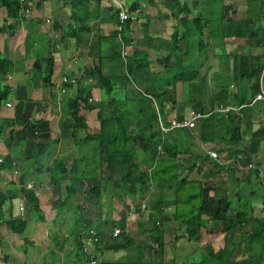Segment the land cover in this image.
I'll return each mask as SVG.
<instances>
[{
    "label": "crops",
    "instance_id": "obj_1",
    "mask_svg": "<svg viewBox=\"0 0 264 264\" xmlns=\"http://www.w3.org/2000/svg\"><path fill=\"white\" fill-rule=\"evenodd\" d=\"M19 1L23 9L17 28L10 34L0 33L2 59L14 64V69L6 76L0 74V91L4 88L10 90L8 101L0 108V124L3 121H17L19 129L21 122H35L38 124L36 130L39 128L41 133L43 126L49 123L52 130L49 136L44 134L42 139L34 136L36 130H32L21 143L1 140L0 170L2 165H7L14 173L13 163L17 172L21 171L22 165L27 167L36 142H39L38 147L52 146V150L62 141L72 145L74 142L70 139L71 134H68L72 121L62 112L67 110V101L76 98L79 92L90 94L92 103L101 105L105 102L107 99L100 74L113 80V95L120 100L127 90L145 93L153 85L156 88L160 86L162 93L168 96L166 101H162L164 112L159 117L164 126L187 119L191 111L197 112L199 108L214 112L220 105L239 109L234 112L240 115L241 131L235 134L232 144L226 141L201 143L196 137L195 146L200 150L197 147L193 150L196 153L190 160L195 166L191 167L189 174L199 176V179L190 177V180L202 184V201L205 202L201 216L203 226L198 234L192 237L187 235L186 227L174 218L177 207L172 204L164 203L161 214L157 213L155 220L160 228L156 234L150 227L152 223L146 225L149 219L146 215L145 221L138 214L136 219L130 221L124 212L121 215L122 212L117 211L112 220L92 222L101 240L95 250L99 264H199L203 256L217 253L224 247L223 222L234 219L243 208H247L249 215L244 227H252L253 223L259 221L264 224V105L254 103L257 95H264V46L256 47L260 45L256 42L259 36L252 41L239 36V33L231 37L233 32L240 31L231 22L241 23L248 19L247 0H120L132 17L121 33L118 31L116 9L110 0ZM5 16L6 10L0 5V24ZM258 28L264 30V19ZM123 48L130 54L128 66L121 57ZM51 57L54 59L52 84L56 87L53 98L50 89L43 84L44 75H40L38 81L33 80L32 75L38 58L47 61ZM126 66L128 69L125 71ZM125 73L132 84L130 87L123 86ZM64 77L77 82L75 85L64 84ZM8 105L12 107L8 108ZM99 108L86 113L90 134L99 131ZM200 123L196 126L198 130ZM61 127L66 131V138L62 141L58 134ZM9 130H6V135ZM224 134L221 129V135ZM240 137L243 142L239 143ZM211 151L218 153V160L209 157L208 152ZM37 154L38 151L34 154L33 164ZM45 155L46 150L40 158L43 164V160L47 162L51 158V153ZM23 159L26 161L23 162ZM249 165L254 168L249 170ZM35 170L27 167L25 172L34 173ZM41 176L45 178H37L39 190H49L46 185L55 186L50 184L49 174ZM14 180L8 183L13 187L11 189L17 190L20 197V200L17 197V201L25 204L18 193V182L16 185ZM64 182L67 181H60L57 185ZM236 185L249 189L251 201L245 207H242V199L234 189ZM103 186L104 193L107 187L114 189L111 182H104ZM231 188L235 193L230 202L226 195L229 196ZM219 191H223L222 195H219ZM208 194L210 198H207ZM42 196L44 198L45 195ZM43 198L38 199V203L44 221H39L28 207L27 217L23 216L24 210L19 214L16 200L6 204V218L23 217L27 227L21 236H15L4 227L6 234L13 238H5L4 246L1 245L0 264H89L79 249L78 226H72V241L63 239L62 244L53 237L54 233H43L40 226L49 223L46 213L53 209L52 205L42 201ZM161 199L164 201L163 197ZM59 200L60 197L57 203ZM150 203L148 200L149 208ZM128 204L135 206L133 200H125V204L121 205L126 212ZM61 207L63 205L59 203ZM110 207L116 209L115 206ZM178 207L181 208V205ZM148 210L150 212L152 209ZM119 216H122L121 219ZM257 225L259 227L260 224ZM125 228L131 232L127 237L135 239L136 244L116 250L117 245L124 242L117 241L119 238L113 237V232ZM237 236L243 239L238 242L235 259L242 258L240 262L233 259V264H260L261 261L253 262L250 259L262 254L263 247L255 240L251 253L239 252L247 250V247L243 234L238 232ZM155 238H159V242ZM166 239L170 244L165 242ZM144 250L148 257L144 255ZM198 251L199 256H194Z\"/></svg>",
    "mask_w": 264,
    "mask_h": 264
},
{
    "label": "trees",
    "instance_id": "obj_2",
    "mask_svg": "<svg viewBox=\"0 0 264 264\" xmlns=\"http://www.w3.org/2000/svg\"><path fill=\"white\" fill-rule=\"evenodd\" d=\"M247 2L248 19L241 23L231 22V25H235V28L240 30L233 32L231 37L239 33V36L252 41L259 36L256 42H259L260 45H256V47L264 46V30L258 28L261 20L264 19V0H247ZM0 5L6 10V16L0 24V33L10 34L11 31H15L17 28L23 5L19 0H0ZM127 66L125 71L128 69ZM13 69V62L2 59L0 52V74L6 76ZM33 70L34 72H40V75H44L43 84L50 89V96L53 98L56 93V87L52 84L54 59L51 57L46 61L38 58ZM128 79L126 74V78L123 79L124 87L132 86ZM100 82L107 100L101 104L97 113L100 126L98 132L91 134L88 132L86 112L91 108L90 94L85 95L79 92L76 98L67 101V115L72 121V126L69 129L71 130L70 139L79 148L81 158L65 161L53 160L52 163L45 165L40 161V158L46 146H39L34 164L36 170L34 173H27L20 177L18 181L19 195L22 196L25 204L37 216L38 220L44 221V214L39 208L35 193L26 188L27 184L32 182L38 190L40 184L35 179L40 175L49 174L51 185H57L60 181L69 183L65 190L66 196L59 200L63 207H67L69 202L75 200L80 190L79 186L84 185V183L89 187L91 196L101 201L104 196L103 183L111 182L124 202L127 199L134 198L136 212L145 221L142 204L148 201L146 199L149 195L152 194V197L154 194L153 202L151 200L150 203V208L154 213L151 214L146 225L152 223L151 229L156 234L155 232L159 229V226L155 219L158 216L157 213L161 214L164 205L161 197L163 194L168 197L173 193L176 198L170 204L177 207L174 218L186 227V233L189 237L197 235L198 230L203 226L201 216L205 202L202 201V184L192 181L188 177L191 167L194 168L195 164L193 162L187 163L186 159L190 160L196 153L193 151L195 150L193 145H195L196 137L200 139L201 143L235 142V134L241 131L240 115L236 112L222 115L221 113L199 108L197 112L209 115L199 124V130L195 127L192 130H175L163 135L158 125V119L160 115L163 116L164 112L162 101H166L168 96L166 93H162L160 86L156 88L153 85L152 89L145 93L133 89L127 90L124 98L120 100L113 95L114 84L112 79L100 74ZM65 84L68 85V83ZM9 93L8 88L0 91V108L8 101ZM242 95L245 96V94ZM20 125L21 127L18 129L19 123L17 121L1 122L0 141L5 139L13 143L24 142L29 130H36L38 124L35 122L31 124L21 122ZM8 128H10L9 134L6 135ZM221 129L225 132L223 136L221 135ZM79 132L86 133L85 138H79L81 137L78 134ZM237 142H243V138L240 137ZM91 144H94L95 147H90ZM137 151L143 152L146 156L142 162L135 155ZM141 166H144V169ZM80 167H83L84 172H80L82 170ZM9 169V166L2 165V171ZM85 174L87 176H84ZM10 182L12 183L13 180L10 179ZM194 188H198L199 192L189 194L185 201H181L178 195ZM8 192L7 194L0 191V229L6 227L15 236H21L26 230L27 222L23 218H13L12 216L9 219L6 218V204L12 203L18 197L15 189H10ZM179 205H181V208L178 207ZM187 207H189V211L186 212L184 208ZM246 209L243 208L244 211H239L234 219L223 222L224 247L217 253L211 252L203 256L199 264H233V259L238 254L236 249L239 242L238 232L242 233L245 240L249 241V245L246 243L247 250H239V252L251 253L253 251L251 250L253 241L264 242V234L260 232L264 230L263 221L253 223V228L243 226L249 216ZM228 210H230V206ZM82 213L77 221L80 230L93 228L92 221ZM224 217L226 218V216ZM257 224H260V226L254 230ZM1 237L0 233V248L2 244ZM120 237L117 241L124 243L117 245L116 250L135 246V239L124 234ZM155 239L159 242V238ZM149 245L148 247H150ZM258 256L261 257L260 264H262L264 262V246L262 254H258Z\"/></svg>",
    "mask_w": 264,
    "mask_h": 264
},
{
    "label": "rangeland",
    "instance_id": "obj_3",
    "mask_svg": "<svg viewBox=\"0 0 264 264\" xmlns=\"http://www.w3.org/2000/svg\"><path fill=\"white\" fill-rule=\"evenodd\" d=\"M33 52H35V51H33ZM38 53H40V52H38ZM191 53H192V51H191ZM43 67H44V65L42 66V68ZM32 75H33V80H37L38 81L40 79V72L39 73L38 72H34V70H33ZM170 87H172V86H170ZM98 106L101 107L100 104L91 102L90 103V107L92 109L90 108V110H88V112H86V113H89V112L93 111L94 109H97ZM62 113L66 115V114H68V111L64 110V112H62ZM57 115H59V111H58ZM67 117H68V115H67ZM63 119H65V118H63ZM62 125H64V124H62ZM92 126H93V123L91 124V127ZM50 130H52V125L50 126L49 123H46V125L43 126V129H42L41 133L39 132V128H38L36 130V132H33V134L38 139H42V138H44V134L46 136H49ZM29 131H32V130H29ZM59 131H60L58 133L59 134V138H60L59 140L62 141V139L66 138L65 137L66 136L65 135L66 131L62 127H61V129H59ZM68 134H71V130H69ZM78 134L81 136L79 138H81V139L85 138L84 136L86 135V133L79 132ZM52 138H53V136H52ZM38 144H39V142H36V144H35L36 145V149L33 150L32 157L27 160L28 161V166L27 167H29L31 170H33V168H35V165L33 164V159H34V154L39 150L38 149L39 148ZM216 144H219V143L217 142ZM202 145L205 146L207 144H202ZM90 147H95V145L91 144ZM195 147H197L198 150H200L197 145L196 146L193 145V148L196 150ZM45 150H46V155L44 157H46L48 153H51V158L47 159V162H46V160H43V158H42L41 160H43L44 164H47L49 162V160L52 161L53 159H57L59 161H65V160H75V159L81 158V154H80L79 148L77 147L76 143H73L72 145H70L69 143L62 141L60 146L54 147L53 150H52V146H47L45 148ZM135 155H136V157L138 158L139 161L142 162L143 160H145L146 156L144 155L143 152L137 151ZM1 156H2V154H0V157ZM186 160H187L186 161L187 163H189V164L191 163V160H189V159H186ZM25 161H26V159H23V162H25ZM83 164H84V162H83ZM27 167L25 165H22V169H21V171H18L17 175H15L13 173V171L10 170V169L7 170V171H3V172H6L5 174L0 173V179H1V181H0V191H3V192L8 194L9 193L8 190L13 188L12 186L9 185V183H11L9 181V179H11V180L15 179L16 181L15 180L14 181H15V183L17 185V182L19 181L20 177H22L23 175L27 174L25 172V169ZM141 167L144 169V166H141ZM82 168L83 167H80V169H82ZM0 171H2V170H0ZM80 172H84V169H82ZM84 176H87V174H85ZM188 177H192V178H196V179L198 178L199 179V176L197 177V174H194V177L192 175L191 176L189 175ZM43 178H45V176H41V177L39 176L40 180H43ZM35 180L37 181V178ZM68 185H69L68 182L59 183V185H55L53 187H50V185H46L47 187H49V190H47V189H45V191L39 190V197L37 198V199H41V198H43L42 195H45L42 201H45L47 204L52 205L51 207L53 209L51 210V212H49L48 214L46 213V216L48 217L49 223L47 222L46 224H41L40 227L43 229V233L44 232L48 233V231L51 234L54 233L53 237H55V239H58L60 244H62V240L63 239L67 240L69 242L72 241V234H71V231L73 230L72 226H74V225H75V227L78 226L76 224V221H78L80 219V217H81L80 215H81L82 212H83L82 215H84L87 219L92 221L94 224L96 222L101 221V220H112L113 216L116 215L117 211L119 213L122 212L121 215L124 212L127 217H130V219H131L130 221H133L134 219L137 218V214L138 213L136 212V206H133V204H132V206L130 204H128L129 209L126 212L125 211V207H123L121 205L122 203L124 204L125 202L120 197V195L116 191V189H109L107 187L106 190H105L103 198L101 199V201H99V200H97V198L91 196V193L89 191V187L85 183H84V185L79 186L80 190L78 191V194H77L75 200H72L71 202H69L67 208H63V207L59 208V203L60 202L57 203L58 198L59 197L60 198H64L66 196L65 188ZM220 188H221V186H220ZM234 189L237 190L238 196L242 199L241 200L242 201V207L243 206L245 207V205L251 201V196L249 194V189L244 187V185L243 186L236 185V186H234ZM234 189L231 188V190H230L231 192L228 191L229 192V196H228V194L226 195L227 197H229V201L230 202L232 200L233 194L235 193ZM221 190H222V188H221ZM47 191H48V193H47ZM44 192H46V194H44ZM198 192H199V189L198 188H194V189H191L190 191H187L186 193L183 192V193H181V195L179 194L178 197L181 199V201H185V199L187 198V196H189V194H195V193H198ZM150 193H151V191H150ZM207 193H209V191ZM222 193H223V191L222 192L219 191V195H222ZM151 195H149V197L146 200L150 199V201H151L154 198V194H153L152 197H151ZM224 195H225V193H224ZM162 197L164 198L163 202L167 203V204H170L176 198V196L173 193H171L168 197L163 194ZM19 198L20 197L18 196V199ZM207 198H210L209 194H208ZM111 199H113V200H111ZM133 199H131V200H133ZM14 200H16L15 204H16V209H17L18 213L22 214V211L24 210L23 211L24 212L23 216L27 217L26 216L27 215L26 214L27 213V210H26L27 206L25 204L21 203L20 201H17V198L14 199ZM122 200H123V202H122ZM54 201H56V202H54ZM133 202H134V200H133ZM61 204L62 203H60V205ZM70 205H72V206L70 207ZM111 205L115 206L116 209H112L110 207ZM21 207H23L22 211H21ZM7 208H8V206L5 207V211H6V216L8 217ZM184 209H185L186 212L189 211V207L184 208ZM151 211L152 210H150V212H147V214H151ZM241 211H244V210H241ZM121 217L122 216H119V219H121ZM130 221H129V224L131 226V222ZM152 226L153 225L151 224L150 227L152 228ZM159 228H160V226H159ZM252 228H253V226H252ZM257 228H258V226L256 225L254 230H256ZM131 229H132V227H131ZM0 232H1V235H2L1 238L3 239V243L2 244L4 246L5 238H9V240H10L13 237L11 235H9V233L6 234V231L4 230V227H2L0 229ZM260 232L264 234V230H262ZM241 239L242 238H240L239 241ZM143 242L147 243V240H144ZM165 242L169 243L170 241L168 239H166ZM243 242L245 244L247 243L249 245V241L245 240ZM258 243L262 247L264 246V242L258 241ZM169 248L171 249V246ZM1 249H2V247L0 248V250ZM51 249H52V247H51ZM157 250H159V249H157ZM161 250H163V248H161ZM177 250H179V249H177ZM199 251L197 253L195 252L194 256H199L198 255ZM258 251H260V250H257V252ZM144 253H145L144 255L146 256L147 252L145 250H144ZM148 256L149 255H147V257ZM241 258L242 257L240 256V259H238V260L235 259V260L240 262ZM260 259H261V257H259L256 254V256H254L250 260L253 261V262H260ZM147 260H148V258L145 259V261H147Z\"/></svg>",
    "mask_w": 264,
    "mask_h": 264
},
{
    "label": "built area",
    "instance_id": "obj_4",
    "mask_svg": "<svg viewBox=\"0 0 264 264\" xmlns=\"http://www.w3.org/2000/svg\"><path fill=\"white\" fill-rule=\"evenodd\" d=\"M114 6V8L116 9L117 12V19H118V23H119V33L123 32L124 30V26L125 24H127L129 21L132 20L131 15L129 14V11L124 7V5L122 4V2L120 0H110ZM130 54L128 53V51L126 49H122V53H121V57L122 60L124 62V64H127V61L129 59ZM62 82L68 83V84H72L75 85L76 84V80H70L67 77H64ZM92 102V100H91ZM255 102H260L264 105V95H257L254 99V103ZM8 108H11V105L7 106ZM234 111H239L235 110L234 108H231L229 106H224V105H220L216 112L217 113H221L224 115H228L231 112ZM209 115L203 114V113H199L196 111H191L188 118L182 121H176V122H172V124L170 126H164L163 123L161 122V120L159 119V128L162 132L163 135H166L172 131L175 130H192L196 127L197 123L202 122L204 119H206ZM208 155L211 159L213 160H218L219 159V155L216 152H208ZM2 161H0L1 163ZM12 167L14 169V174L17 175L18 172L16 170V166L13 163ZM254 167L252 165L248 166L249 170H252ZM27 190L29 191H33L35 193L36 197H39V189L37 190L36 186L34 183H28L26 186ZM149 207L147 202L145 201L142 204V212L146 215L147 212H149ZM21 210H23V207H21ZM150 214H147L146 217L149 218ZM122 234L128 236L131 235V232L128 228H125L124 230H115L113 232V237L118 238L120 237ZM78 242L80 245V250L82 251V253L86 256L88 263L89 264H99L98 259H97V253L95 250L97 245H99L101 243L100 237L98 236L97 232L95 229L93 228H85V229H81L80 233L78 235Z\"/></svg>",
    "mask_w": 264,
    "mask_h": 264
},
{
    "label": "clouds",
    "instance_id": "obj_5",
    "mask_svg": "<svg viewBox=\"0 0 264 264\" xmlns=\"http://www.w3.org/2000/svg\"><path fill=\"white\" fill-rule=\"evenodd\" d=\"M79 247H80V245H79Z\"/></svg>",
    "mask_w": 264,
    "mask_h": 264
}]
</instances>
